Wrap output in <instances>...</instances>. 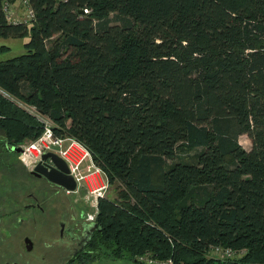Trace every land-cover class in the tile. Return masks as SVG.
Wrapping results in <instances>:
<instances>
[{"label":"trees","instance_id":"16d2710c","mask_svg":"<svg viewBox=\"0 0 264 264\" xmlns=\"http://www.w3.org/2000/svg\"><path fill=\"white\" fill-rule=\"evenodd\" d=\"M28 1L32 21L9 23L0 0V37L24 38L0 59V155L42 131L20 101L119 184L71 264H264V0ZM28 177L7 178L10 212Z\"/></svg>","mask_w":264,"mask_h":264},{"label":"rangeland","instance_id":"374dc122","mask_svg":"<svg viewBox=\"0 0 264 264\" xmlns=\"http://www.w3.org/2000/svg\"><path fill=\"white\" fill-rule=\"evenodd\" d=\"M23 37H0V45H4L2 48H0V59H5L11 55H15L20 53L22 50V44H23ZM2 93V91H0ZM3 94V93H2ZM31 113V112H30ZM35 115L34 113H31ZM36 116V115H35ZM41 114H38V117H40ZM29 140H24L20 143L17 144V146H21V144L27 142ZM238 141L239 143L246 149H248L251 145L250 140L248 139V136L245 134H241L238 136ZM18 151H15L13 148L11 150H5L3 153L0 155L2 157L0 160L2 162L0 163V212L3 213L0 215V264H4L6 261V264H55L61 259L60 255V250L61 248L59 247V244H57L53 239L55 237H52L51 234L47 235V233L44 230V225H43V220L36 218V229L35 232L33 233L30 232L26 226L30 225H35V223H28L31 219L29 218L32 211L34 209L32 208H27L25 207V203L29 201V199H23L19 198L18 201L15 200V197L13 199V204L14 207H17L18 209L14 210L13 212H10L8 210V202L6 199V191L10 189L9 187L13 185L11 181L9 182V175L11 176L12 174H19L23 176L22 171L29 170L26 168L22 161H19L17 158ZM93 155L91 153L92 158ZM94 161V158H92ZM95 162V161H94ZM10 164L9 170L5 169L6 166ZM12 164L14 166H12ZM102 170V169H101ZM103 173L105 174L104 170H102ZM9 173V174H8ZM106 176V174H105ZM8 178V179H7ZM13 179V178H12ZM9 182V183H8ZM89 188L96 187L100 185L101 183H106L105 187L102 190L101 195H107L108 197H116L117 195V190H118V185L116 182H109L104 180H95V181H87ZM85 190L86 187L85 185H82L78 191L76 192H67L66 195L68 197V202L70 205V210L72 213L75 214L76 217L79 215H85L86 212L91 213L92 219L95 220L96 214H93V206L90 205L91 203L86 199L85 196ZM64 191V190H63ZM12 194V192H11ZM94 197V196H92ZM82 198V199H81ZM83 200V201H82ZM37 211V210H34ZM39 211H37L38 213ZM7 214V215H6ZM21 216V217H19ZM37 216V215H36ZM19 217V219H16ZM23 219V220H22ZM38 219V220H37ZM18 220H20L18 222ZM83 220V219H82ZM91 220V219H90ZM86 222V221H85ZM16 223V224H15ZM87 223H89L87 221ZM15 225V226H14ZM12 226H14L16 229H12ZM38 231V232H37ZM54 231L56 234V227L54 226ZM32 235L33 241L35 242L32 247H30L31 250H26L25 248H22L19 250V243H22V246H24V242L22 239V235ZM31 238V236H30ZM49 238H52L51 242L48 241ZM60 243V242H58ZM241 252V251H239ZM16 253H19L20 261L17 260ZM243 254L241 252L240 254L235 253L234 255L230 257H220L222 259H231L234 257H240ZM141 254L142 262L143 264H155L157 263L156 261L162 260V258H158L152 255H149L151 257L157 258L156 260H153L152 262H149V256ZM212 257H218V256H213ZM138 258V256H137ZM173 262V261H172ZM79 264H133L129 260L126 259H115L111 257H100L97 260H87L85 262H79ZM172 264V263H169ZM174 264V263H173Z\"/></svg>","mask_w":264,"mask_h":264},{"label":"built area","instance_id":"2783aa9c","mask_svg":"<svg viewBox=\"0 0 264 264\" xmlns=\"http://www.w3.org/2000/svg\"><path fill=\"white\" fill-rule=\"evenodd\" d=\"M29 5L28 0H2L1 11L4 18L9 23H28L34 18V12ZM84 12L87 11L86 8L82 9ZM2 93L6 96L8 94L0 89ZM18 105L22 106L28 112L34 113L36 117L42 122V131L37 137L21 144L20 150L18 151L17 158L22 161L23 165L29 170L39 161L41 154L46 151H52L63 159L67 165L68 173L75 181V188L73 190L63 189L65 193L76 192L82 185H85V196L86 199L91 203L93 207V214L97 213V199L102 194V190L106 183H101L100 185L89 188L87 181L104 180L108 181L107 176L101 170L102 167L92 160L90 149L79 139L72 136L71 134H55L52 129V122L50 118L36 110L34 106L18 102ZM38 114H41L38 117ZM31 162V165L25 161ZM94 196V197H92ZM82 199V198H81ZM83 201V200H82ZM92 214L86 212L84 215V221L89 223L94 222L92 219ZM91 219V220H90ZM245 251V249L234 250L231 247H225L221 245L212 246L209 248L208 254L218 257H230L235 253L240 254ZM149 256V253H143ZM141 255V254H139ZM136 256L139 262H142L141 256ZM143 255V256H144ZM157 258L149 256V262L156 260ZM155 264H169L172 263L171 258L162 259L156 261ZM148 264V262H146ZM153 264V263H151Z\"/></svg>","mask_w":264,"mask_h":264},{"label":"flooded vegetation","instance_id":"af4514ba","mask_svg":"<svg viewBox=\"0 0 264 264\" xmlns=\"http://www.w3.org/2000/svg\"><path fill=\"white\" fill-rule=\"evenodd\" d=\"M10 166L11 165L6 166L5 168L9 170ZM28 171L29 172L22 171L23 173H27L29 175L27 181L31 187L23 197L24 199H29V201H27L24 205L27 208H32L39 211L38 213L37 211H32L29 217L31 220L29 222L35 223L36 218L42 219L44 230L47 235L51 234L52 237H55L53 240L59 244V247L61 248V259L55 264H71L70 260L75 257H81L84 260L87 254L85 251V245L89 242L92 234L90 232L87 235L84 232L85 228H83L81 224L85 220L82 217L83 215L76 217L75 214L71 212L69 209L70 205L68 202V197L61 187L51 183L43 175H37L35 172L31 173V169ZM10 177H14V174H12ZM12 190L14 191V189ZM19 221L20 220H18V222ZM14 226H12V229H16ZM54 226L56 227V234L54 231ZM25 228L33 233H36L35 230H38L36 229V223L34 226L30 225L26 226ZM25 237L29 239L28 243H30L32 247L35 243L33 241L32 235H22L23 241ZM50 239L52 240V238H49L48 241L51 242ZM28 243L24 242V246H22V243L20 242L19 250L22 248L31 250L30 247L28 249L26 248ZM19 256V253H16L15 258L20 261ZM6 263L7 261L4 264Z\"/></svg>","mask_w":264,"mask_h":264},{"label":"water","instance_id":"95a60500","mask_svg":"<svg viewBox=\"0 0 264 264\" xmlns=\"http://www.w3.org/2000/svg\"><path fill=\"white\" fill-rule=\"evenodd\" d=\"M81 11V9H79ZM15 151H19L20 147L12 146ZM37 175H43L51 183L61 187L62 189L73 190L75 188V181L68 173V168L63 159L52 151H46L41 154L39 161L31 169V173ZM82 227L85 228L84 232L88 235L90 232L96 229V222L87 223L83 221ZM28 243L29 239L24 238V241ZM31 247L30 243L26 245L28 249Z\"/></svg>","mask_w":264,"mask_h":264},{"label":"clouds","instance_id":"9594fccd","mask_svg":"<svg viewBox=\"0 0 264 264\" xmlns=\"http://www.w3.org/2000/svg\"><path fill=\"white\" fill-rule=\"evenodd\" d=\"M25 159V161L27 162V163H29V165H31V162L30 161H27V158H24Z\"/></svg>","mask_w":264,"mask_h":264}]
</instances>
